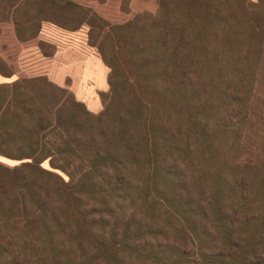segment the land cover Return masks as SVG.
<instances>
[{"label":"trees","instance_id":"obj_1","mask_svg":"<svg viewBox=\"0 0 264 264\" xmlns=\"http://www.w3.org/2000/svg\"><path fill=\"white\" fill-rule=\"evenodd\" d=\"M157 2L123 0L113 24L75 0H0V33L88 25L110 69L95 114L0 52V264H264V104L227 92L264 77V0ZM221 90L242 121L215 115Z\"/></svg>","mask_w":264,"mask_h":264},{"label":"rangeland","instance_id":"obj_2","mask_svg":"<svg viewBox=\"0 0 264 264\" xmlns=\"http://www.w3.org/2000/svg\"><path fill=\"white\" fill-rule=\"evenodd\" d=\"M75 1L94 8L113 24L123 23L132 18L121 10L123 0H118V4L109 5V7L100 6L101 0ZM253 1L257 2V0ZM131 2L132 0H124L134 14L143 12L156 14L158 11L157 0L147 4ZM89 30L88 25H83L79 30L71 32L52 23H44L36 40L20 44L15 39L13 25L3 24L0 33V52L14 68L17 77L46 76L51 82L72 92L76 99L84 103L92 113L98 114L103 110L100 95L109 91L110 69L102 61L98 50L89 45ZM228 80L231 85L227 91L230 93V98L237 96L236 101L246 99L249 109H256L254 105H258L261 109L259 105L264 104L262 75L245 78L244 85L242 83L239 85V80L242 82L244 78ZM223 92V90L218 92L221 97L219 96V106L215 110V115L223 119L236 117L238 122L242 121L249 111L236 110L233 114H229L230 107L226 105ZM6 164L14 165L15 163L6 162Z\"/></svg>","mask_w":264,"mask_h":264},{"label":"crops","instance_id":"obj_3","mask_svg":"<svg viewBox=\"0 0 264 264\" xmlns=\"http://www.w3.org/2000/svg\"><path fill=\"white\" fill-rule=\"evenodd\" d=\"M253 1V0H252ZM147 2H152V0H132V2L131 3H135V4H141V3H146L147 4ZM133 8V7H132ZM134 9V8H133Z\"/></svg>","mask_w":264,"mask_h":264}]
</instances>
